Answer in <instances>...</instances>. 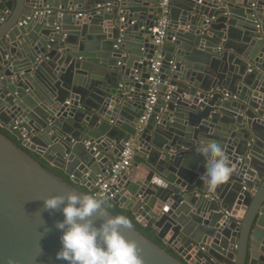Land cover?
<instances>
[{
  "label": "water",
  "instance_id": "1",
  "mask_svg": "<svg viewBox=\"0 0 264 264\" xmlns=\"http://www.w3.org/2000/svg\"><path fill=\"white\" fill-rule=\"evenodd\" d=\"M89 1L0 0V264H68L63 213L43 198L92 194L144 112L160 0ZM168 13L160 97L112 199L155 238L122 233L144 264H264V0H171ZM206 141L235 169L215 191L200 178Z\"/></svg>",
  "mask_w": 264,
  "mask_h": 264
},
{
  "label": "clouds",
  "instance_id": "2",
  "mask_svg": "<svg viewBox=\"0 0 264 264\" xmlns=\"http://www.w3.org/2000/svg\"><path fill=\"white\" fill-rule=\"evenodd\" d=\"M197 151L205 169L201 181L209 191H215L235 169L218 142H202ZM43 201L46 210L60 209L64 216L56 225L61 230L62 245L56 253L58 259L68 264H144L136 242L127 239L121 230L132 228V221L123 214H112L105 197L70 191L46 196ZM96 217L103 218L99 225ZM8 264L14 262L10 259Z\"/></svg>",
  "mask_w": 264,
  "mask_h": 264
},
{
  "label": "built area",
  "instance_id": "3",
  "mask_svg": "<svg viewBox=\"0 0 264 264\" xmlns=\"http://www.w3.org/2000/svg\"><path fill=\"white\" fill-rule=\"evenodd\" d=\"M171 0H160V6L162 7L163 14L158 19L156 25L152 27L150 30L154 35V43L156 45V49L153 57L150 59L149 67V77L146 80L148 84L147 97L144 105V112L142 116L139 118V121L136 125V133L132 135L127 141L123 143L120 159L113 162L112 166L107 169V176H101L99 180L95 183L94 189L92 190V194L97 196H103L107 199H114L119 193V189L117 187L119 180L128 172L133 164V160L140 150L139 139L151 117V115L155 111V106L160 97V86L163 83L162 80V68L164 66L165 61V53L163 51V46L167 43L169 30H170V18L168 13V8ZM107 10H111L112 7L108 4ZM54 9L52 7L47 6L44 12L52 13ZM87 13L78 12L77 17L79 16H87ZM124 20V18H122ZM5 18L0 19V23L4 22ZM59 28V26H58ZM176 38L173 37L174 41ZM170 64L175 67V63L173 60H170ZM138 78V76H137ZM166 84V82H164ZM172 88H170L167 92L166 99L169 100L172 93Z\"/></svg>",
  "mask_w": 264,
  "mask_h": 264
},
{
  "label": "trees",
  "instance_id": "4",
  "mask_svg": "<svg viewBox=\"0 0 264 264\" xmlns=\"http://www.w3.org/2000/svg\"><path fill=\"white\" fill-rule=\"evenodd\" d=\"M106 201L108 204L111 205L109 210H111L115 214H123V215L129 217L130 220L132 221V224L134 226H136L137 228H139L146 236H148L150 238H155L152 225H150V224L148 226L141 225L139 222L136 221V219L133 217V215L128 210L121 208L119 206V204L114 203L111 199L106 198Z\"/></svg>",
  "mask_w": 264,
  "mask_h": 264
},
{
  "label": "crops",
  "instance_id": "5",
  "mask_svg": "<svg viewBox=\"0 0 264 264\" xmlns=\"http://www.w3.org/2000/svg\"><path fill=\"white\" fill-rule=\"evenodd\" d=\"M90 3V5L92 4V2H94L93 0L92 1H89ZM95 2H97V1H95ZM81 12H84L85 13V11H81ZM5 22V21H4ZM4 22H1V23H4ZM1 23H0V25H1ZM66 25H67V28L69 29V30H71L72 28H74L75 27V25H74V21L73 20H70V21H68L67 23H66ZM138 175H137V178H141V179H146V176H147V174H148V170L146 169V168H142V166H140L139 167V170H138ZM143 173V174H142ZM150 225H151V223H150ZM143 226H145V225H143Z\"/></svg>",
  "mask_w": 264,
  "mask_h": 264
}]
</instances>
